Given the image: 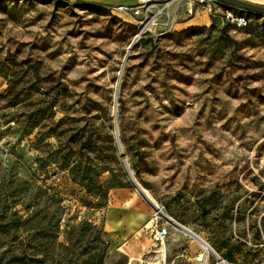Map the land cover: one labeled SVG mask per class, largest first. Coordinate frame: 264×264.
Returning a JSON list of instances; mask_svg holds the SVG:
<instances>
[{"label": "rangeland", "instance_id": "obj_1", "mask_svg": "<svg viewBox=\"0 0 264 264\" xmlns=\"http://www.w3.org/2000/svg\"><path fill=\"white\" fill-rule=\"evenodd\" d=\"M135 1L0 0V264H154L156 220L167 264H194L115 124L165 214L264 264V14L199 12L128 52L104 5Z\"/></svg>", "mask_w": 264, "mask_h": 264}, {"label": "built area", "instance_id": "obj_2", "mask_svg": "<svg viewBox=\"0 0 264 264\" xmlns=\"http://www.w3.org/2000/svg\"><path fill=\"white\" fill-rule=\"evenodd\" d=\"M225 6V17L236 26H244L248 19L244 15H235L234 7L223 4L217 0H136L132 4L104 5L117 15L126 16L135 27V38L140 39L145 35L161 36L173 29L178 19L186 21L199 12H205L208 17ZM168 228L156 220L152 227V246L157 247L158 256L154 264H167L166 250L164 247ZM197 243V248L191 253H186L194 264H229L207 242L198 243L191 234H186Z\"/></svg>", "mask_w": 264, "mask_h": 264}, {"label": "water", "instance_id": "obj_3", "mask_svg": "<svg viewBox=\"0 0 264 264\" xmlns=\"http://www.w3.org/2000/svg\"><path fill=\"white\" fill-rule=\"evenodd\" d=\"M223 4H226V5H229V6H232L234 8H238V9H241V10H245V11H249V12H255V13H258V14H264V5H259V4H256V3H252V2H249V1H245V0H217ZM136 41V38L134 39V41L132 42V44ZM115 133H116V139H117V144H118V149H119V152H120V155L122 156V161H123V164L130 176V178L132 179L134 185H135V188L136 190L143 196L146 195V191L140 186V184L137 182L132 170L130 169L125 157L123 156L124 153H123V150H122V146H121V143H120V140L118 138V133H117V127H116V124H115Z\"/></svg>", "mask_w": 264, "mask_h": 264}, {"label": "bare ground", "instance_id": "obj_4", "mask_svg": "<svg viewBox=\"0 0 264 264\" xmlns=\"http://www.w3.org/2000/svg\"><path fill=\"white\" fill-rule=\"evenodd\" d=\"M135 39V38H134ZM134 39H133V41H134ZM132 41V42H133ZM132 42L130 43V45H129V47H128V49H127V51L129 52L131 49H132V47H133V45H134V43L132 44ZM127 52V53H128ZM129 55V54H128ZM126 58V57H125ZM124 58V59H125ZM125 62V61H124ZM121 67H122V65H121ZM147 202H148V204L154 209V210H156V213H160L161 215H163L164 217H166L169 221H171L172 223H174L176 226H178V227H180L181 229H183L185 232H187V233H189V234H191V236L193 237V238H195L197 241H199L201 244H205V243H207L205 240H203L201 237H199L197 234H195V233H193V232H191L190 230H188L186 227H184L182 224H180V223H178L177 221H175L173 218H171L170 216H168L167 214H165L161 209H160V207L158 206V204L156 203V201L147 193V191H146V195L145 196H143V195H141Z\"/></svg>", "mask_w": 264, "mask_h": 264}, {"label": "crops", "instance_id": "obj_5", "mask_svg": "<svg viewBox=\"0 0 264 264\" xmlns=\"http://www.w3.org/2000/svg\"><path fill=\"white\" fill-rule=\"evenodd\" d=\"M245 1H249L252 3L259 4V5H264V0H245ZM205 20H206L205 15L197 13L194 16L187 19L186 21L182 22V24H193V23H198V22H204Z\"/></svg>", "mask_w": 264, "mask_h": 264}, {"label": "trees", "instance_id": "obj_6", "mask_svg": "<svg viewBox=\"0 0 264 264\" xmlns=\"http://www.w3.org/2000/svg\"><path fill=\"white\" fill-rule=\"evenodd\" d=\"M227 258H228L229 260H231V259H232V256H231L230 254H228V255H227Z\"/></svg>", "mask_w": 264, "mask_h": 264}]
</instances>
